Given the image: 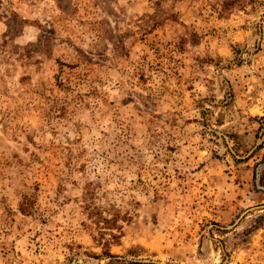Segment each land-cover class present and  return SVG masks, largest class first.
Masks as SVG:
<instances>
[{"label":"rangeland","instance_id":"1","mask_svg":"<svg viewBox=\"0 0 264 264\" xmlns=\"http://www.w3.org/2000/svg\"><path fill=\"white\" fill-rule=\"evenodd\" d=\"M0 264H264V0H0Z\"/></svg>","mask_w":264,"mask_h":264},{"label":"trees","instance_id":"2","mask_svg":"<svg viewBox=\"0 0 264 264\" xmlns=\"http://www.w3.org/2000/svg\"><path fill=\"white\" fill-rule=\"evenodd\" d=\"M23 211V210H22ZM93 215V211H91ZM102 223L104 227L102 228L104 231H108V238H106L102 244L103 247L109 248L111 244H116L119 241L120 238V232L119 234H115L112 231L114 229L119 230V226L116 224V219L115 218H103ZM105 233H101L100 237L101 239L104 237ZM107 253H109L107 251Z\"/></svg>","mask_w":264,"mask_h":264}]
</instances>
